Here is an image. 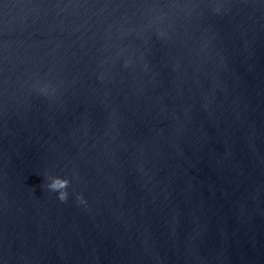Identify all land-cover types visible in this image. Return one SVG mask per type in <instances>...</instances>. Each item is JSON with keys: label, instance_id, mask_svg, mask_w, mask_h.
<instances>
[{"label": "water", "instance_id": "1", "mask_svg": "<svg viewBox=\"0 0 264 264\" xmlns=\"http://www.w3.org/2000/svg\"><path fill=\"white\" fill-rule=\"evenodd\" d=\"M0 264H264V0H0Z\"/></svg>", "mask_w": 264, "mask_h": 264}, {"label": "clouds", "instance_id": "2", "mask_svg": "<svg viewBox=\"0 0 264 264\" xmlns=\"http://www.w3.org/2000/svg\"><path fill=\"white\" fill-rule=\"evenodd\" d=\"M47 88V84H44L40 87V91H47ZM69 183L70 180L67 177H61L59 175H47L45 177V182L43 186L46 187L48 190L55 192L60 201H64L69 195ZM76 199L80 204L85 203L82 194L77 193Z\"/></svg>", "mask_w": 264, "mask_h": 264}]
</instances>
